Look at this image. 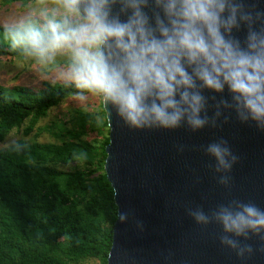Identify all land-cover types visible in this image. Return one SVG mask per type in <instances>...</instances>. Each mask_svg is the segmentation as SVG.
<instances>
[{"label":"clouds","instance_id":"1","mask_svg":"<svg viewBox=\"0 0 264 264\" xmlns=\"http://www.w3.org/2000/svg\"><path fill=\"white\" fill-rule=\"evenodd\" d=\"M22 7L4 24L10 50L42 78L73 88L79 101L99 99L109 119L114 113L131 130L195 133L222 116L227 123L230 113L264 132V10L248 0H27ZM203 151L217 183L230 187L239 156L228 141ZM186 214L200 228L218 225L220 246L238 259L254 251L242 240L264 241V209L251 201Z\"/></svg>","mask_w":264,"mask_h":264},{"label":"trees","instance_id":"2","mask_svg":"<svg viewBox=\"0 0 264 264\" xmlns=\"http://www.w3.org/2000/svg\"><path fill=\"white\" fill-rule=\"evenodd\" d=\"M3 30L0 62L18 58ZM70 98L75 90L57 82L0 85V142L24 125V136L37 129L33 141L0 149V264H107L117 209L103 170L109 139L102 103L38 127ZM43 132L54 142H37Z\"/></svg>","mask_w":264,"mask_h":264},{"label":"water","instance_id":"3","mask_svg":"<svg viewBox=\"0 0 264 264\" xmlns=\"http://www.w3.org/2000/svg\"><path fill=\"white\" fill-rule=\"evenodd\" d=\"M248 2L264 10V0ZM238 35L243 38V32ZM102 109L109 139L103 170L117 209L107 264H264V241L242 240L254 251L238 259L220 246L218 225L200 228L186 214L190 207L210 212L231 200L251 201L264 209V132L230 113L224 114L227 123L222 116L217 127L195 133L183 126L131 130L114 113L109 119L110 110L103 104ZM212 112L210 107L209 116ZM221 138L239 156L228 188L217 183L210 167L214 161L203 151ZM181 145L183 152L178 151ZM122 213H127L124 222Z\"/></svg>","mask_w":264,"mask_h":264},{"label":"rangeland","instance_id":"4","mask_svg":"<svg viewBox=\"0 0 264 264\" xmlns=\"http://www.w3.org/2000/svg\"><path fill=\"white\" fill-rule=\"evenodd\" d=\"M6 1L0 0L1 26H4L5 23L10 22L25 11L21 2L12 1L11 3H6ZM43 82L53 83L54 81L52 78H42L30 62H23L19 58L9 57L0 62V85L4 87L25 86L31 89H38ZM99 106H101V102L96 98L90 97L84 102L79 101L77 97L70 98L59 108L53 109L45 120L40 121L41 123L38 127L47 125L50 121L62 120L66 122L70 118L69 112H72L74 109L84 108L88 111H98ZM24 126L20 130H14L3 142H0V149L13 144L19 139H24L28 142L33 141L35 139L33 136L37 133V129L29 136H24ZM36 141L39 143H49L54 142V138L48 132H43L36 138Z\"/></svg>","mask_w":264,"mask_h":264}]
</instances>
